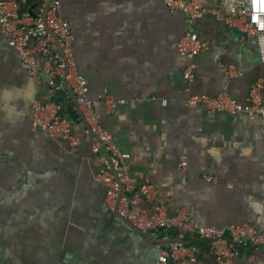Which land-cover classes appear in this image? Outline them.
<instances>
[{"label":"crops","instance_id":"1","mask_svg":"<svg viewBox=\"0 0 264 264\" xmlns=\"http://www.w3.org/2000/svg\"><path fill=\"white\" fill-rule=\"evenodd\" d=\"M18 1L34 10L41 0ZM61 1L96 115L131 153L134 174L157 185V201L170 213L187 208L198 226L248 221L264 232V118L186 101L223 90L245 100L262 73L255 39L212 14L190 22L165 0ZM189 31L208 44L193 60L179 50ZM106 90L121 100L114 110ZM53 97L46 82L36 87L0 21V264H155L158 242L110 209L85 127H73L80 144L72 153L69 139L33 126L34 98ZM234 264H264V252L245 248Z\"/></svg>","mask_w":264,"mask_h":264},{"label":"built area","instance_id":"2","mask_svg":"<svg viewBox=\"0 0 264 264\" xmlns=\"http://www.w3.org/2000/svg\"><path fill=\"white\" fill-rule=\"evenodd\" d=\"M165 2L171 11L186 13L190 22L212 14L245 37L255 39L262 59V73L245 100L223 90L217 94L191 93L187 104L205 105L211 112L264 118V0H241L233 4L224 0ZM61 7V0H41L34 10L18 0H0V21L9 35L10 45L18 51L36 87L46 82L54 91V97L49 100L34 98L33 126L55 139H69L72 153L80 144V139L72 133L73 127L77 124L85 127L93 138V152L102 162L97 177L107 185L110 209L133 229L158 242L160 253L155 264H174L180 259L197 261L203 255L215 256L218 264H234L245 248L255 247L264 252V232H259L250 222L224 227L198 226L189 217L187 208L170 213L165 203L157 201V185L148 177L140 179L134 174L131 153L119 148L114 133L96 115L94 101L89 96V80L80 72L75 59L71 24L61 14ZM207 45L198 34L189 31L180 39L179 50L193 60ZM194 66L192 62L185 70L187 79L195 76ZM43 70L48 71V80L44 79ZM233 73L230 67L229 74ZM60 95L63 100L58 99ZM103 97L110 110L121 102L108 90ZM186 165L184 162L183 166Z\"/></svg>","mask_w":264,"mask_h":264},{"label":"trees","instance_id":"3","mask_svg":"<svg viewBox=\"0 0 264 264\" xmlns=\"http://www.w3.org/2000/svg\"><path fill=\"white\" fill-rule=\"evenodd\" d=\"M58 99L63 100L62 95H60V97H58ZM69 105H71V103H69ZM71 111L74 112L72 109H71Z\"/></svg>","mask_w":264,"mask_h":264}]
</instances>
